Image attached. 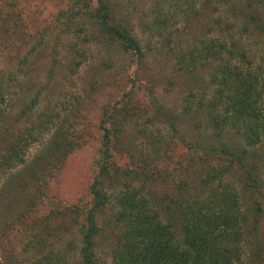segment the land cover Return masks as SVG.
<instances>
[{
    "label": "trees",
    "instance_id": "16d2710c",
    "mask_svg": "<svg viewBox=\"0 0 264 264\" xmlns=\"http://www.w3.org/2000/svg\"><path fill=\"white\" fill-rule=\"evenodd\" d=\"M166 1L145 14L141 32L149 38H165L172 63L166 91L187 89L179 107L169 109L159 101L157 81L149 76H144L145 86L124 94L117 104L103 107L98 126L100 152L89 202L52 212L47 219L43 215L38 222L31 221V228L46 224L51 217L71 218L77 228L78 246L73 247H78L77 264H98L94 242L104 220L115 233L110 264H264L263 244L258 240L264 230V58H257L248 43L254 35L264 37V0H203L209 6L229 7L233 13L229 21L233 22L214 18L210 31L215 29V36L205 34L191 44H182L178 30H168L175 16L161 9ZM184 1L181 14L204 18L202 10H191L188 0ZM84 21L91 22L105 44L143 67L141 39L116 17L109 0H73L54 17L60 33L73 27L77 40ZM234 21L242 23L238 37L231 33ZM3 34L7 31L0 34L1 39ZM80 47L71 42L68 51L81 55ZM79 65L77 61L72 68ZM202 70L207 71L205 80L199 74ZM5 91L0 76V118ZM139 93L146 102L135 99ZM38 97L32 98V106L37 105ZM53 118L43 114L33 130L13 135L0 150V172L11 173L9 182L25 175L35 190L26 195L20 221L46 201L47 174L59 170L65 158L82 147L72 134L61 130L27 163L24 150L29 139H34L35 131L48 129ZM143 118L149 120L139 122ZM185 124L198 136L187 145L188 163L198 166L192 170L196 178L183 181L173 194H154L150 190L154 181L171 178L164 168L158 171V163L169 160L168 141L180 138ZM156 126H163L165 133ZM129 134L142 152L138 160ZM20 184L18 189L26 191L25 183ZM69 232L66 225L49 227L45 238L27 241V264H67V254L49 240L57 237L58 241L61 233ZM250 243L252 250L247 247Z\"/></svg>",
    "mask_w": 264,
    "mask_h": 264
},
{
    "label": "rangeland",
    "instance_id": "374dc122",
    "mask_svg": "<svg viewBox=\"0 0 264 264\" xmlns=\"http://www.w3.org/2000/svg\"><path fill=\"white\" fill-rule=\"evenodd\" d=\"M72 1H0V34L7 31V35L3 34V39L0 38V76L4 77L6 90L2 111L4 113L0 118V150L13 135L24 133L25 129L33 130L43 114L56 119L53 118L48 129L40 133L39 130L35 131L34 139H29L24 150L27 163L61 130L72 134L75 137L73 141L82 146L65 158L59 170L47 174L46 201L31 217H24L21 221L19 219L25 211L26 195L28 192L34 194V187L28 183L25 175L9 182L11 173L0 172V264H27L26 242L33 238H45L47 228L56 229L63 225L70 228V232L61 233L58 241L57 237H52L49 242L56 244H53L54 248H60L67 254V264H77L78 247L73 249L74 245L78 246L75 243L78 237L77 228L71 218L51 217L46 224H38L35 228H31V221L38 222L43 215L47 219L50 215L53 216L52 212L89 202V187L96 174L95 162L100 152L101 132L98 126L102 108L117 104L121 98H125L124 94L136 92L138 86H145L146 81L143 79L148 76L149 79L157 81L156 96L169 109L178 108L187 92L183 88L169 93L166 91L172 63L165 51V38H149L141 32L145 14L156 9V4L163 0H109L116 17L143 43L145 63L142 68L137 66L136 60L131 63L129 57L105 44L97 30L91 26V22H82L81 37L78 40L72 33L73 27L67 33H60L54 17L59 10L69 7ZM166 2L161 9L170 10L169 15L175 16V20L168 24V30H178L180 33L177 35H180L182 44H191L205 34L215 36V29L210 31L214 18L221 17L229 21L233 14L229 7L209 6L203 0H188L191 10H202L204 18H187L179 12L182 8L185 9L186 1ZM180 5L183 7L177 8ZM241 24L234 21L235 29L231 33L237 37ZM83 38L86 40L84 43L81 41ZM251 39L248 43H252L253 54L257 58H264V37L254 35ZM75 41L77 45L81 44V55L68 51L71 42ZM77 61L80 65L72 68ZM128 66L130 67L127 69ZM199 74L205 80L207 71L202 70ZM9 78L14 81L10 82ZM38 94L37 105L32 106L31 100ZM135 99L146 102L141 93ZM147 120L149 119L143 118L139 122L144 123ZM188 125L183 127L180 138L168 141L169 160L158 163V171L164 168L171 178L160 183L154 181L150 189L154 194H173L174 190L178 191L177 187L183 181L196 178L192 170L198 166L196 163H188L190 152L187 145L193 144L198 136ZM156 128L165 133L163 126ZM127 139L132 144L135 159H140L142 152L136 138L129 134ZM20 182L25 183L26 191L18 189L22 185ZM108 224L107 220L102 222V230L95 238L94 253L98 264H110L115 233ZM258 240L264 249V230L258 235ZM66 243L69 245L66 246ZM247 247L252 250L254 245L250 243Z\"/></svg>",
    "mask_w": 264,
    "mask_h": 264
}]
</instances>
